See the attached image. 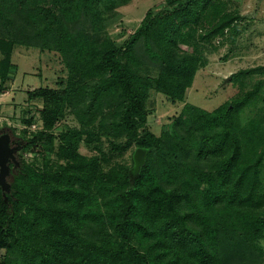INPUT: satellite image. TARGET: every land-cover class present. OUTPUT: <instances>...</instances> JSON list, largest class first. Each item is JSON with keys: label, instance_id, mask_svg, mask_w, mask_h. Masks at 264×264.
<instances>
[{"label": "trees", "instance_id": "trees-1", "mask_svg": "<svg viewBox=\"0 0 264 264\" xmlns=\"http://www.w3.org/2000/svg\"><path fill=\"white\" fill-rule=\"evenodd\" d=\"M217 1L166 0L118 46L107 26L132 0H0V90L15 46L58 53L68 72L64 88L27 93L42 107L19 134L0 129L15 156L0 187V264H264V112L242 120L258 92L211 112L186 103L159 136L141 130L151 92L184 103L203 47L240 35ZM132 146L148 150L134 182L121 161Z\"/></svg>", "mask_w": 264, "mask_h": 264}, {"label": "rangeland", "instance_id": "rangeland-1", "mask_svg": "<svg viewBox=\"0 0 264 264\" xmlns=\"http://www.w3.org/2000/svg\"><path fill=\"white\" fill-rule=\"evenodd\" d=\"M165 2L166 0H132L130 4L117 9L113 21L107 26V34L116 45H123L140 26L147 12L158 11L164 7ZM217 8L224 15L239 17L237 22L242 27L240 35L233 40L231 32L227 30L223 36L214 39L206 48L203 47L202 63L184 103H172L163 94L151 92L148 101L151 114L141 130L145 129L159 136L179 116L186 103L211 112L226 102L244 98L252 91H257L258 94L255 103L244 109L243 122L261 115L262 111L258 112L259 109L264 112V0H218ZM183 49L188 48L184 46ZM3 59L4 54L0 49V70ZM11 63L17 69H12L4 88L0 90V129L6 125L12 126L19 134L26 127L23 119L28 113L30 112L29 116L33 114L38 117L37 110L42 107L41 100L30 101L27 93L40 87L64 88L68 72L58 53L41 52L36 48L15 46ZM249 69H257L258 72L230 79L232 75ZM63 125L74 127L77 123L68 114ZM97 146L98 144H83L80 153L87 157L96 155ZM135 151L136 147L132 146L121 161L133 166ZM17 153L26 161L34 155L28 147H18ZM258 245L264 252V239L258 241ZM6 254V250L0 251L2 257Z\"/></svg>", "mask_w": 264, "mask_h": 264}, {"label": "water", "instance_id": "water-1", "mask_svg": "<svg viewBox=\"0 0 264 264\" xmlns=\"http://www.w3.org/2000/svg\"><path fill=\"white\" fill-rule=\"evenodd\" d=\"M230 79H232V77H230ZM5 143L6 138L0 139V187L4 192H9L10 185L7 183V177L9 175L8 163L10 161H15V156L14 150L6 147ZM147 154V149L139 148L135 151L133 155L134 166L129 172L132 182L139 177L141 168L145 166Z\"/></svg>", "mask_w": 264, "mask_h": 264}, {"label": "built area", "instance_id": "built-area-1", "mask_svg": "<svg viewBox=\"0 0 264 264\" xmlns=\"http://www.w3.org/2000/svg\"><path fill=\"white\" fill-rule=\"evenodd\" d=\"M36 127H37V125H33V126H32V129H35Z\"/></svg>", "mask_w": 264, "mask_h": 264}, {"label": "crops", "instance_id": "crops-1", "mask_svg": "<svg viewBox=\"0 0 264 264\" xmlns=\"http://www.w3.org/2000/svg\"><path fill=\"white\" fill-rule=\"evenodd\" d=\"M260 34V33H259Z\"/></svg>", "mask_w": 264, "mask_h": 264}]
</instances>
